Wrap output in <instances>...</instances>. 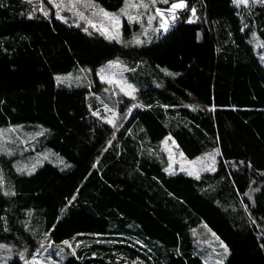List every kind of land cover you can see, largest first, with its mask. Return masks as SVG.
Instances as JSON below:
<instances>
[{"label": "trees", "instance_id": "1", "mask_svg": "<svg viewBox=\"0 0 264 264\" xmlns=\"http://www.w3.org/2000/svg\"><path fill=\"white\" fill-rule=\"evenodd\" d=\"M94 1L115 12L126 3ZM179 1L194 9L153 43L135 45L127 38L140 24L126 18L122 44L53 8L45 15L29 0H0V128L45 132L26 153L46 147L52 156L29 174L13 164L20 155L0 157V247H11L9 264H23L19 253L32 255L45 236L52 245L75 239L71 254L57 257L62 264H122L120 256L206 264L196 245L205 226L228 247L224 264H264V65L233 0ZM118 57L156 73L116 129L89 100L103 86L97 69ZM78 66L92 71L86 87L57 84V74ZM125 102L122 111L133 103ZM168 135L189 157L217 150V171L168 174L156 145Z\"/></svg>", "mask_w": 264, "mask_h": 264}, {"label": "rangeland", "instance_id": "2", "mask_svg": "<svg viewBox=\"0 0 264 264\" xmlns=\"http://www.w3.org/2000/svg\"><path fill=\"white\" fill-rule=\"evenodd\" d=\"M32 2L35 11H40L45 15L54 9L57 16L68 23L69 18H73V23H82L87 29L100 32L105 37L125 44L127 39L135 45L144 43L151 44L165 26V18L169 11L163 8L171 7L172 4H184L175 0L170 6L162 5L164 0H126L125 5L119 11H109L100 6L94 0H29ZM168 2V0H167ZM233 4L242 8V18L245 21L244 30L251 28L252 39L255 44V52L261 63L264 65V48L256 32V21L254 15H258V8L264 7V0H233ZM173 9V8H172ZM171 11V9H170ZM107 13L108 15H105ZM126 18L130 23H139L140 30L134 31L130 38H124L122 32L123 19ZM167 19V18H166ZM75 21V22H74ZM162 32V31H161ZM163 69H160V71ZM156 71L149 68L132 71L130 64L121 58L113 59L99 67L96 71L99 79L103 82L99 90V97L91 95L90 106L95 114L111 122L118 129L129 119L138 104H132L138 96L140 85L147 80L148 75ZM142 76V77H140ZM59 78V79H58ZM89 78L93 80L91 69L85 67H75L68 73L56 75V81L59 86L65 87H86ZM156 82V80H154ZM157 83V82H156ZM102 97L104 100H102ZM118 100L126 101L125 106L131 105L124 111L115 107ZM195 107H201L194 101ZM125 108V107H124ZM45 132H35L24 124L3 126L0 128V157H13L20 155V158L14 160L15 168L21 173L29 174L38 169L44 162L52 158L50 151L46 147L40 150L26 153L29 150H35L43 139ZM159 148L161 162L168 174H189L192 176L212 174L218 168V151H210L195 157L187 156L180 148L171 135L166 136L161 142L156 143ZM57 159V157H54ZM64 170L71 167L62 159ZM47 237L37 246V249L30 255V250H23L19 253L23 258V264H62L58 256L71 254L73 247L76 246L75 239L61 244H50ZM197 250L206 264H224L229 249L209 227L202 229L200 238L196 240ZM9 253L0 254V264H9L13 259L11 247H0ZM122 264H146L140 258L131 259L120 256Z\"/></svg>", "mask_w": 264, "mask_h": 264}, {"label": "built area", "instance_id": "3", "mask_svg": "<svg viewBox=\"0 0 264 264\" xmlns=\"http://www.w3.org/2000/svg\"><path fill=\"white\" fill-rule=\"evenodd\" d=\"M194 5L190 6L189 4L187 3H184L182 7H179V8H175V9H172V7H166V8H163L164 11H169V15H167V19L165 18V26L164 28H161L162 30V33H165L167 32L173 25L179 23L185 16L186 12L191 9L193 10ZM171 9V11H170ZM137 104V99H135L133 101L132 104ZM16 254L18 255V252H16Z\"/></svg>", "mask_w": 264, "mask_h": 264}, {"label": "snow or ice", "instance_id": "4", "mask_svg": "<svg viewBox=\"0 0 264 264\" xmlns=\"http://www.w3.org/2000/svg\"><path fill=\"white\" fill-rule=\"evenodd\" d=\"M165 3H167V0H164ZM241 2H245L246 3V0H241ZM183 5L182 4H172V8L175 9V8H179V7H182ZM105 15H108L107 13H105ZM59 79V78H58Z\"/></svg>", "mask_w": 264, "mask_h": 264}, {"label": "crops", "instance_id": "5", "mask_svg": "<svg viewBox=\"0 0 264 264\" xmlns=\"http://www.w3.org/2000/svg\"><path fill=\"white\" fill-rule=\"evenodd\" d=\"M71 19H73V18H71ZM75 22V21H74ZM76 23V22H75ZM76 24H82V23H76ZM104 100V99H103ZM105 101V100H104ZM122 104H123V101L122 100H118L117 101V103H116V106L117 107H115V108H117V109H119V108H121V106H122Z\"/></svg>", "mask_w": 264, "mask_h": 264}]
</instances>
